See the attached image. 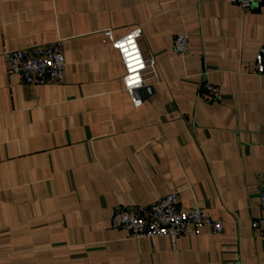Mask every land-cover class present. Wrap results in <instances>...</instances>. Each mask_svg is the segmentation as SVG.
<instances>
[{
  "label": "crops",
  "instance_id": "0c3cea01",
  "mask_svg": "<svg viewBox=\"0 0 264 264\" xmlns=\"http://www.w3.org/2000/svg\"><path fill=\"white\" fill-rule=\"evenodd\" d=\"M138 29L154 62L139 108L105 36ZM58 42L64 83L8 73L5 52ZM263 56L264 8L231 0H0V264H264ZM171 194L223 231L173 248L112 227Z\"/></svg>",
  "mask_w": 264,
  "mask_h": 264
},
{
  "label": "built area",
  "instance_id": "2783aa9c",
  "mask_svg": "<svg viewBox=\"0 0 264 264\" xmlns=\"http://www.w3.org/2000/svg\"><path fill=\"white\" fill-rule=\"evenodd\" d=\"M231 2L244 9L253 6L264 8V0H231ZM141 34V29H138L125 37L115 39L111 32L105 33L111 47L119 53L125 70L124 90L132 97V103L137 108L141 107L143 102L135 97V93L144 87L146 77L154 70L153 60L145 59L139 47ZM118 44L123 47H117ZM189 48L187 34H180L175 38L174 49L179 55H187ZM4 60L8 73L21 77L27 85L65 82L66 59L59 42L47 47L7 51L4 53ZM202 91L210 100L221 98L220 89L209 82L203 83ZM260 208L264 214V184L260 193ZM111 224L114 229L126 231L133 239L147 238L154 242L157 237L166 236L170 239L173 248L178 237L188 232L197 234L203 228H208L215 233L223 231L222 223L207 216L204 210L197 207L182 209L176 194L162 197L151 205L145 214L119 208L112 216ZM252 228L264 237V215L253 221Z\"/></svg>",
  "mask_w": 264,
  "mask_h": 264
},
{
  "label": "snow or ice",
  "instance_id": "6c2138e0",
  "mask_svg": "<svg viewBox=\"0 0 264 264\" xmlns=\"http://www.w3.org/2000/svg\"><path fill=\"white\" fill-rule=\"evenodd\" d=\"M129 42H131V38H129ZM117 47H123V45L118 44Z\"/></svg>",
  "mask_w": 264,
  "mask_h": 264
}]
</instances>
